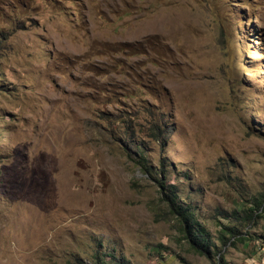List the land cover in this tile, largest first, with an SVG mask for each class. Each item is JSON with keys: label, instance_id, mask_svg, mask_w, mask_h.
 Instances as JSON below:
<instances>
[{"label": "rangeland", "instance_id": "1", "mask_svg": "<svg viewBox=\"0 0 264 264\" xmlns=\"http://www.w3.org/2000/svg\"><path fill=\"white\" fill-rule=\"evenodd\" d=\"M263 196L264 0H0V264H264Z\"/></svg>", "mask_w": 264, "mask_h": 264}, {"label": "trees", "instance_id": "2", "mask_svg": "<svg viewBox=\"0 0 264 264\" xmlns=\"http://www.w3.org/2000/svg\"><path fill=\"white\" fill-rule=\"evenodd\" d=\"M55 3H61L62 0H54ZM63 6V5H62ZM61 6V8H62ZM60 8V10H61ZM148 174H150L148 172ZM163 188L165 189L167 202L170 206L171 213L175 216V218L179 222L180 230L185 238L190 244V247L198 252L201 255H208L211 254L209 251V241L207 240L206 230L205 228L199 223L198 219L195 217V210L192 208L191 205H182L178 203V191L176 187L172 185H165L162 184ZM236 214L237 211H235ZM245 217L243 216L244 220L246 221H254L256 218L263 219L264 217V196L262 199H257L250 205L248 208L244 209ZM222 231H226L223 235H230L231 238H237L239 241L240 238L237 237L239 234L237 227H223ZM241 234V233H240ZM224 241L226 240L225 237L222 238ZM240 241H250L248 238H242ZM107 261L102 257L96 256L93 258V264H118L115 261H112L111 257H107ZM125 264V262L119 263Z\"/></svg>", "mask_w": 264, "mask_h": 264}]
</instances>
